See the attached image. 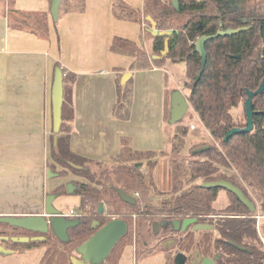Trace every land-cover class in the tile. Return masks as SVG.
Listing matches in <instances>:
<instances>
[{
    "label": "trees",
    "instance_id": "obj_1",
    "mask_svg": "<svg viewBox=\"0 0 264 264\" xmlns=\"http://www.w3.org/2000/svg\"><path fill=\"white\" fill-rule=\"evenodd\" d=\"M247 1L177 0V12L173 8V0H144L143 11L121 0H113L112 15L115 19L140 24L144 14V18L150 16L155 22L157 31H171V34L151 36L147 51L135 42L115 37L109 51L132 58L131 72L151 66L160 67L166 60L184 63L183 86L188 92V106L217 146L211 144L199 153L195 151L200 146L192 147L189 159L182 158L180 155L185 148L189 128L179 122L173 125L169 151H137L131 147L129 139L122 138L119 153L108 164L75 154L70 149L75 75L57 63L55 68L61 70L63 84L61 124L58 133L51 134V163L47 169L53 177L72 174L83 180L71 182V195L80 198V205L75 216L69 219L77 220V225L67 231L68 240L61 242L51 230L38 234L0 224V245L11 251L45 247L42 264H74L76 249L98 228L117 218L126 223L127 232L102 264H118L124 249L132 246L134 232L142 226L145 228L146 223H152L146 234L152 236L156 243L149 247L144 242L142 248L147 252L142 254L136 250L137 257L156 254V245L163 242L164 247L159 252L164 254V264H173L174 257L179 253L188 259L195 245V234L201 232L197 242L198 256L210 258L214 264H264V243L260 239L261 236L264 240V90L252 98L256 112L252 117V130L223 141L231 129L244 128L245 123L235 120L231 111L239 105L243 106L246 92L256 91L264 78V13L251 14L244 7L234 12L226 10L227 3L243 5ZM83 11L84 0H61L59 15ZM18 15L20 17L15 16L11 20V27L27 29L36 36L46 37L44 14ZM180 18L184 19L183 22L175 24ZM242 19L247 20L246 30L230 36H217L205 43L204 70L195 82L201 68V58L194 47L196 40L202 36H214L218 30L241 28ZM145 25L150 27L147 21ZM166 42L167 52L162 56ZM128 74L124 83L121 82L124 74H119L115 80L116 100L112 116L120 121H128L131 114L132 81L131 73ZM169 103L170 95H166L164 114L168 123ZM167 153L171 154L169 169L173 182L170 190L161 192L154 184L152 170ZM220 180L239 188L252 203L251 191L259 196L257 213L262 217L259 224L256 222V207L254 212H249L229 192L226 193L231 197V203L219 212L215 211L213 204L221 189H206L202 184ZM119 190L133 197L134 204L123 202L118 195ZM65 195H68L66 187L62 185L47 194L46 198L50 197L53 201ZM100 205L103 207L102 214L98 212ZM187 218L211 225L212 229L193 231L189 226L184 232L175 231L173 223H181ZM212 219L215 221L212 222ZM93 222H98L99 227L93 228ZM154 223L158 224L157 231L153 230ZM4 237H28L29 241H5ZM38 237L43 239H33Z\"/></svg>",
    "mask_w": 264,
    "mask_h": 264
},
{
    "label": "crops",
    "instance_id": "obj_2",
    "mask_svg": "<svg viewBox=\"0 0 264 264\" xmlns=\"http://www.w3.org/2000/svg\"><path fill=\"white\" fill-rule=\"evenodd\" d=\"M121 1L143 11L144 0ZM112 2L84 0L83 12L61 14L53 22L50 0H0V217L44 215L47 194L72 180L83 181L66 177L52 183L55 177H47L57 63L75 75L72 152L108 164L119 153L122 138L137 151H169L174 126L165 120L166 95H184L185 67L166 60L160 67L131 72L132 58L109 51L113 38L147 51L151 35L144 14L140 24L117 20ZM18 13L44 14L46 37L11 27ZM125 73H131L132 106L129 120L120 121L112 116V107L116 77ZM68 196L56 198L52 206L69 218L75 202ZM76 201L79 207L80 198ZM9 251L0 254V264H42L45 247ZM157 254L137 262L135 247L128 246L118 264H164V256L154 262Z\"/></svg>",
    "mask_w": 264,
    "mask_h": 264
},
{
    "label": "water",
    "instance_id": "obj_3",
    "mask_svg": "<svg viewBox=\"0 0 264 264\" xmlns=\"http://www.w3.org/2000/svg\"><path fill=\"white\" fill-rule=\"evenodd\" d=\"M61 0H50V16L53 22L58 20L59 16V7ZM173 8L178 12L179 7L177 0H173L172 2ZM145 21L150 24V27L147 28V32L151 36H169L171 31H162L159 32L156 29V24L150 18V16H145ZM247 27L237 28V29H226L224 31L218 30L214 36H202L196 40L194 43L195 52L201 58V68L198 74L196 75L195 82L200 77V74L204 70L205 66V43L217 36H230L236 33H239L243 30H246ZM167 52V42L165 43L164 51L162 52V56H164ZM129 77L128 73H125L121 79V82L124 83L126 79ZM264 90V78L260 82L259 87L256 91L251 92L247 91V98L243 104L244 115H245V126L244 128H233L223 138V141H226L232 135L239 133H248L252 130V117L256 114L253 110L252 98L256 95H259ZM63 101V84H62V73L59 68H55L54 70V78L51 90V105H52V131L54 134H57L59 131V127L61 124V105ZM169 124L174 125L183 119L187 108L188 102L185 96L180 91H174L170 95V103H169ZM56 141V137H54V143ZM207 149V147H202L197 149L195 152L199 153L203 150ZM47 177L51 178L53 175L50 171L47 172ZM66 191L68 195H71L73 192V186L71 183L66 184ZM203 188L210 189L216 188L225 190L230 194L234 195L240 202L243 204L249 212H254L255 205L242 193V191L236 186L232 185L227 181H215V182H205L202 184ZM118 195L120 199L128 204H134V198L125 194L122 191H118ZM52 200L50 197L45 199V214L41 216H24V217H12V216H4L0 217V224H7L10 227H15L19 229H23L29 232L38 233V234H46L51 230L54 236L61 242H66L68 240L67 231L70 228H73L77 225V220L69 219L66 216L59 214V212L53 208ZM99 214H102L103 207L99 206L98 210ZM193 225V231H206L211 230L212 226L207 224H199L195 218H187L184 219L181 223L174 222V229L184 231L187 227ZM93 228H98L99 223L93 222ZM157 225H153V229L156 230ZM127 225L121 220L114 218L106 223L104 226L98 228L96 232L83 244H81L75 251L76 255L79 256L78 264H102L105 259L109 256L111 250L116 245V243L126 234ZM5 241L11 240L12 242H28V237H13L2 238ZM34 240H42L43 237L33 238ZM10 251L5 249L0 245V254L7 255ZM198 262L200 264H214L212 259L209 258H198ZM186 256L179 253L174 257L173 264H185Z\"/></svg>",
    "mask_w": 264,
    "mask_h": 264
},
{
    "label": "rangeland",
    "instance_id": "obj_4",
    "mask_svg": "<svg viewBox=\"0 0 264 264\" xmlns=\"http://www.w3.org/2000/svg\"><path fill=\"white\" fill-rule=\"evenodd\" d=\"M229 8L228 9H232L233 6L232 4L228 5ZM227 6V7H228ZM239 8L244 7L246 8L247 11H251L252 13H258L259 15L264 13V0H248L245 4L243 5H237ZM235 8V7H234ZM257 14V15H258ZM183 18L177 19L175 21V24H181L183 22ZM180 67H185L184 63H179ZM177 77V75H175ZM185 98L187 97L186 94L188 93L187 90L184 88L183 89ZM232 116L234 117L235 120L240 121L242 124L245 123V116H244V109L242 105H239L236 109H233L231 111ZM167 126H171L169 123H167ZM179 124L188 126L189 128V132H188V136L186 138V143H185V148L182 151L181 155L182 158L184 159H189V149H191L192 147L195 146H200L199 148L202 147H207L210 146L211 144H215L217 146L216 143L213 142V140L211 139V137L209 136L208 132L204 129V127L200 124V122H198V118L196 116V114L193 112L192 108L190 106H188L187 111L183 117V119L181 120V122ZM170 158H171V154L167 153V156L163 157L162 159H160L157 163V165L154 167V169L152 170V176H153V181L154 184L156 185V187L158 188L159 191L161 192H166L168 190L171 189L172 187V182H173V177L170 174ZM57 170H60L59 167H56ZM67 177L70 178H75L73 177L72 174H69ZM66 177H55L52 178L51 180H49V182L55 183L58 180H62L65 179ZM74 181V180H72ZM70 181V183L72 182ZM250 196L253 199V204L255 205L257 211H256V222L261 221L262 217L259 216L258 209H259V204H260V199L259 196L252 192L250 193ZM70 197V200H73L75 202V206H72V209L75 213L78 212V206H76L77 201L76 199L78 197L74 196V195H70L68 196ZM231 203V197L226 193L225 190H221L217 196L216 201L213 204V207L215 209V211H220L222 209H224L226 206H228ZM212 222L215 221V219L211 220ZM152 223H146L145 224V228L142 226L140 229H138V232H134V236H133V242H132V246H134L136 248V250H138L139 252H141L142 254H145L147 251L143 250L142 245L144 242H147L148 246H153L152 244L156 243V240L154 241V238L152 236H148L146 233H148L147 231H149L148 226L151 227ZM157 225V228L155 231L158 230V224L154 223ZM153 224V225H154ZM3 226L5 224H2ZM6 226V225H5ZM135 231V229H134ZM201 232H198L195 234V238H194V242L195 245L193 246L192 250L189 253V258L187 259V262L185 264H195L196 262V258L198 256V240L200 239L201 236ZM22 235V234H21ZM147 235V237L145 236ZM6 246H11L10 243H5ZM164 247V243L160 242L159 245H156V250L158 253L157 255L154 256L153 260L154 262L156 261H160L159 257L162 258V256H164V254L160 253L159 251H161ZM75 258H73V262L74 264H78V260H79V256L76 255V253L74 254ZM140 256V255H139ZM141 257H137V262L140 261Z\"/></svg>",
    "mask_w": 264,
    "mask_h": 264
},
{
    "label": "flooded vegetation",
    "instance_id": "obj_5",
    "mask_svg": "<svg viewBox=\"0 0 264 264\" xmlns=\"http://www.w3.org/2000/svg\"><path fill=\"white\" fill-rule=\"evenodd\" d=\"M229 4L227 3L226 4V10L229 8V6H228ZM231 5V4H230ZM228 6V7H227ZM232 6H233V8L232 9H228V11L229 12H234V11H237L238 9H239V7L237 6V5H233L232 4ZM235 7V8H234ZM246 23H247V20L246 19H242V24H243V27H246L245 25H246ZM243 27H241V28H243ZM248 28V27H247ZM224 31V30H223ZM201 224V223H200ZM173 225H174V223H173ZM192 226V230H193V225H191ZM187 229V228H186ZM185 229V230H186ZM154 230V229H153ZM184 230V231H185ZM175 231H179V232H184V231H181V229L179 228V230H175ZM200 256H197V258H196V262H195V264H200L199 262H198V258H199ZM202 258V257H201ZM206 258V257H205ZM210 259V258H209ZM174 260V259H173ZM186 262H187V258H186Z\"/></svg>",
    "mask_w": 264,
    "mask_h": 264
},
{
    "label": "built area",
    "instance_id": "obj_6",
    "mask_svg": "<svg viewBox=\"0 0 264 264\" xmlns=\"http://www.w3.org/2000/svg\"><path fill=\"white\" fill-rule=\"evenodd\" d=\"M135 196H137V194H135ZM69 217H73V216H75V212L74 211H70V213H69V215H68ZM260 239H261V241L264 243V240H263V238L260 236Z\"/></svg>",
    "mask_w": 264,
    "mask_h": 264
}]
</instances>
